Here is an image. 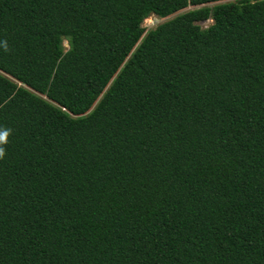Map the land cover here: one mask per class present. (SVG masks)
Returning a JSON list of instances; mask_svg holds the SVG:
<instances>
[{"label":"trees","instance_id":"1","mask_svg":"<svg viewBox=\"0 0 264 264\" xmlns=\"http://www.w3.org/2000/svg\"><path fill=\"white\" fill-rule=\"evenodd\" d=\"M2 131L0 264H264V0H0Z\"/></svg>","mask_w":264,"mask_h":264},{"label":"rangeland","instance_id":"2","mask_svg":"<svg viewBox=\"0 0 264 264\" xmlns=\"http://www.w3.org/2000/svg\"><path fill=\"white\" fill-rule=\"evenodd\" d=\"M229 1H233V0H229ZM253 1V0H252ZM189 9H192V8H187L186 10L182 11V12H179V13H183L185 11H188ZM178 13V14H179ZM178 14H175V15H172L168 18H165V19H159L155 16H151L149 18H147L144 22H143V26L146 28V29H153L155 28L157 25L175 17L176 15ZM211 24V21L208 20V21H205V22H202V23H199V26H201L202 28H206L208 27L209 25ZM64 46L67 47L66 43H64Z\"/></svg>","mask_w":264,"mask_h":264},{"label":"clouds","instance_id":"3","mask_svg":"<svg viewBox=\"0 0 264 264\" xmlns=\"http://www.w3.org/2000/svg\"><path fill=\"white\" fill-rule=\"evenodd\" d=\"M8 131L0 132V145L7 143ZM5 156V149L0 147V159H3Z\"/></svg>","mask_w":264,"mask_h":264}]
</instances>
